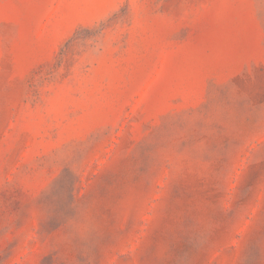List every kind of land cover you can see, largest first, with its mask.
Returning a JSON list of instances; mask_svg holds the SVG:
<instances>
[{
	"label": "rangeland",
	"instance_id": "rangeland-1",
	"mask_svg": "<svg viewBox=\"0 0 264 264\" xmlns=\"http://www.w3.org/2000/svg\"><path fill=\"white\" fill-rule=\"evenodd\" d=\"M213 247L264 263V0H0V264Z\"/></svg>",
	"mask_w": 264,
	"mask_h": 264
},
{
	"label": "crops",
	"instance_id": "crops-1",
	"mask_svg": "<svg viewBox=\"0 0 264 264\" xmlns=\"http://www.w3.org/2000/svg\"><path fill=\"white\" fill-rule=\"evenodd\" d=\"M207 249V250H206ZM205 252L201 254L195 255L194 258L185 260H174L170 264H264L263 262H249L245 259H229L227 256L225 258H221L218 254V248H205L203 249ZM197 251H202L201 248H197Z\"/></svg>",
	"mask_w": 264,
	"mask_h": 264
}]
</instances>
